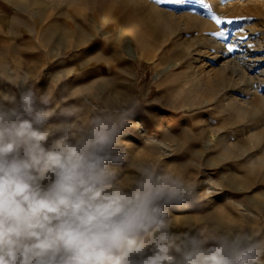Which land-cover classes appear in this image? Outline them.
<instances>
[{"label":"rangeland","instance_id":"obj_1","mask_svg":"<svg viewBox=\"0 0 264 264\" xmlns=\"http://www.w3.org/2000/svg\"><path fill=\"white\" fill-rule=\"evenodd\" d=\"M205 3L220 25L198 0H0V92L47 93L53 122L78 128L112 118L121 179L150 164L194 185L199 199L171 209L175 231L264 236V0ZM235 58L243 75L224 70Z\"/></svg>","mask_w":264,"mask_h":264},{"label":"clouds","instance_id":"obj_2","mask_svg":"<svg viewBox=\"0 0 264 264\" xmlns=\"http://www.w3.org/2000/svg\"><path fill=\"white\" fill-rule=\"evenodd\" d=\"M13 87L0 92V264H264L260 234L175 231L194 185L150 164L121 179L112 118L53 122L47 93Z\"/></svg>","mask_w":264,"mask_h":264},{"label":"snow or ice","instance_id":"obj_3","mask_svg":"<svg viewBox=\"0 0 264 264\" xmlns=\"http://www.w3.org/2000/svg\"><path fill=\"white\" fill-rule=\"evenodd\" d=\"M181 2H182V0H175V3H177V4H179ZM230 2H231V0H220L221 4L230 3ZM198 3H200L205 9H207L210 19L212 21H214L217 25H220L222 23V21L225 19V18H222V17L218 16L212 10V7L209 4L205 3V0H198ZM235 19L244 20V19H252V18L251 17H247V18H245V17H237ZM227 23H229V24L232 23V20L228 19ZM210 35L213 36V37H220V38H224L225 40H227L228 33L225 30H218V31L212 32ZM246 39H247L246 37H241V42L242 43L246 42ZM234 47H235V45L228 44L226 46V51L231 53L234 50ZM248 47L252 48L253 45L249 44Z\"/></svg>","mask_w":264,"mask_h":264},{"label":"bare ground","instance_id":"obj_4","mask_svg":"<svg viewBox=\"0 0 264 264\" xmlns=\"http://www.w3.org/2000/svg\"><path fill=\"white\" fill-rule=\"evenodd\" d=\"M113 17V14L111 13V12H106V13H104V14H102V16H100V18H102L103 20H109V19H111ZM119 29H125V28H128L129 30L128 31H132L133 30V27H132V25H130V24H126V22L125 21H123V22H120L119 23ZM130 27V28H129ZM107 40V39H106ZM214 45L213 46H215L216 47V49L218 48V50L220 51V50H223V47H222V44H221V42H216V41H214V40H212L211 41ZM224 45V44H223ZM221 53V52H220ZM225 55V54H224ZM211 57V56H210ZM213 60H218V56L215 58L214 57V59ZM244 61V60H243ZM241 60H240V58H235V59H233V60H231L230 61V65H226L225 67H224V70H226V71H230V72H232L233 74H236V75H243L244 73H243V65L241 66ZM171 75V74H170ZM171 79V78H170ZM250 89H252V88H250ZM254 89V88H253ZM135 123V122H134ZM136 125V124H135ZM137 127H139L140 129L144 126V124L141 122V121H139V122H137V125H136ZM136 126H135V128H136ZM131 127V126H130ZM140 131H142V130H140Z\"/></svg>","mask_w":264,"mask_h":264},{"label":"crops","instance_id":"obj_5","mask_svg":"<svg viewBox=\"0 0 264 264\" xmlns=\"http://www.w3.org/2000/svg\"><path fill=\"white\" fill-rule=\"evenodd\" d=\"M54 87H55V88L58 87V83H57V81H54Z\"/></svg>","mask_w":264,"mask_h":264}]
</instances>
